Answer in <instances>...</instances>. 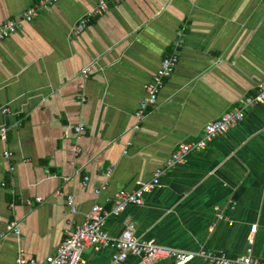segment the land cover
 Masks as SVG:
<instances>
[{
    "label": "crops",
    "instance_id": "1",
    "mask_svg": "<svg viewBox=\"0 0 264 264\" xmlns=\"http://www.w3.org/2000/svg\"><path fill=\"white\" fill-rule=\"evenodd\" d=\"M37 1L0 0V25ZM99 1L58 0L0 42V128L8 129L0 140V264L52 255L94 204L111 209L121 189L151 181L180 145L200 141L264 79L263 0L112 2L74 37ZM180 39L175 71L134 129L146 85ZM127 216L142 241L230 258L252 248L264 259V102L168 171L143 204L111 216V237L121 235ZM84 264H113L111 249L88 248Z\"/></svg>",
    "mask_w": 264,
    "mask_h": 264
},
{
    "label": "built area",
    "instance_id": "2",
    "mask_svg": "<svg viewBox=\"0 0 264 264\" xmlns=\"http://www.w3.org/2000/svg\"><path fill=\"white\" fill-rule=\"evenodd\" d=\"M58 0H38L29 8L22 16L15 19H10L0 25V42L5 41L15 33L24 23H32L44 8L55 5ZM124 0H100L95 9L87 13L74 27L73 36H80L92 21L102 15L109 9L110 3H119ZM264 1V0H263ZM182 36V34H180ZM182 39L177 42L175 50L172 54L164 58L160 67L153 74L151 81L145 87V96L135 110L134 116L136 124L134 129H139L141 123L148 111L153 108L157 102L160 89L164 85L166 77L170 76L175 71L179 63V48L181 47ZM87 68L83 71L85 77L90 73ZM264 102V79L258 84V92L256 95L246 96L237 107L222 114L215 121L209 123L205 129V136L198 142L186 143L172 153L171 157L164 167L157 169L151 181L140 184L136 189H121L115 196V204L111 209H106L103 205L96 203L86 216L85 221L80 224L75 230L69 231L65 238L58 245L56 251L47 256L42 261L34 259H26L20 256L16 264H84V254L90 247L97 250L109 248L112 251V263L123 264L130 257L141 259V264H154L160 261L171 260L177 264L189 263L194 257H199L209 264H264V259L255 257L253 249L250 248L248 253L243 256L230 258L224 252H208L200 251L197 254H188L176 249L158 245L154 241H142L136 236V224L127 216L124 220V230L116 238L111 237L107 230L108 219L111 216L122 215L129 204L141 205L144 203V195L156 188L161 183V178L170 170L184 164L187 158L193 153H199L206 150L211 142L218 137L227 133L231 128L243 122L246 118V112L249 108ZM85 131L83 125L75 128L77 141ZM8 129L0 128V140L7 141ZM73 152L78 155L82 152L80 147H75ZM12 153H6L7 159L12 158ZM14 171V169H11ZM70 177H66L69 180ZM88 179V177H86ZM98 192V191H97ZM73 196L69 197L71 210L75 211ZM220 218H223L221 216ZM258 226H253L249 244H253V238L256 234ZM16 234H19L17 227H13ZM3 236V235H2Z\"/></svg>",
    "mask_w": 264,
    "mask_h": 264
}]
</instances>
